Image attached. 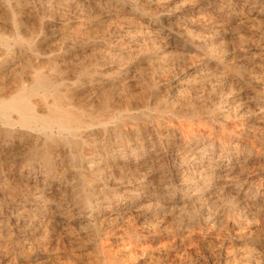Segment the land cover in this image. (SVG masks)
Wrapping results in <instances>:
<instances>
[{"label":"rangeland","instance_id":"1","mask_svg":"<svg viewBox=\"0 0 264 264\" xmlns=\"http://www.w3.org/2000/svg\"><path fill=\"white\" fill-rule=\"evenodd\" d=\"M122 1L136 5V13L113 0H0V99L35 89L42 79L83 81L69 87L72 98H61L64 110L133 117L123 147L112 132L105 146L83 150L76 163L71 147L53 148L60 171L47 178L6 173L39 144L15 138L5 152L0 145L8 189L0 195V264H264V0H234L236 11L220 21H208L209 9L190 15L208 0ZM158 23L186 48L162 47ZM53 103L31 99L40 116ZM215 107L222 112L209 131L225 139L224 152L236 146L232 159L218 142L202 164L189 154L181 166L164 136L155 138L160 163L133 151L135 130H156L162 110L190 116ZM206 115L200 116L209 121ZM194 168L202 173L194 176ZM207 173L215 177L208 181ZM82 179L88 195L79 203ZM28 221L35 225L25 234ZM41 222L44 241L35 229Z\"/></svg>","mask_w":264,"mask_h":264},{"label":"bare ground","instance_id":"2","mask_svg":"<svg viewBox=\"0 0 264 264\" xmlns=\"http://www.w3.org/2000/svg\"><path fill=\"white\" fill-rule=\"evenodd\" d=\"M248 1L244 4V6L248 5ZM233 2H234V0H208L206 2V4H202V5L198 6L196 8L197 10L193 9L189 13L191 16L196 15V14H202L201 17H203L204 12H206V10L209 9L212 12L211 13L212 17L208 21H220L219 20L220 18L230 20V16L228 15V12L231 14H234V12L236 11L235 10V4L233 5ZM113 3H115V4H121L122 3L123 6L128 7V9H126V11H128L127 13H136V11H135L136 5H134L132 3H128V2L125 3V1H122V0H121V2H120V0H113ZM226 14H227V16H225ZM147 20L148 21H163V20H159V19H147ZM218 25H219V23H218ZM156 29L160 33H163L165 35L166 43L162 46L165 49L186 48V45H184L182 42H181L182 45L180 44V39H178V37L173 35V33H171V31H168L169 33L165 32L164 27L161 26L159 23H158V27ZM0 65H1V63H0ZM84 74L86 76V80L88 78H92V76H91V74H89V72L84 73ZM80 80H82V79H80ZM83 84H84V82L80 81V82H76L72 85H67V84L64 85V84H62V82L58 81V85H57V83L51 81L50 79H42L39 82L38 87L35 89H32L30 91L24 89V90H22V92L20 94L12 96L10 98H5L6 95L4 94L5 97L3 96V98L0 99V145L3 148V151L4 152L6 151L7 147L9 146V143L12 142L15 138L18 140L19 139L22 140V138L24 140H29V141L31 140L32 142L35 143V145L39 144V147H41V149L38 150V152L28 155L25 158V160H23V161H25L23 166L20 165L21 167H19V166L18 167L17 166H11L10 168L8 167V170L6 171V173L8 172L7 174H10V176H11V174L15 170H17V172L19 171V173H18L19 177L22 179H26V180L30 179V174L34 175L37 172H43V174H45L46 178L49 176L51 177L52 174H55V172H54L55 169H59V171H60V166H59V168H56L58 166L57 164L59 162L56 163L55 158L53 157V155H54L52 153L53 148H56L58 150V148H60V147H69V148L71 147L73 149V150L71 149L72 150L71 154H73L72 161L74 163H76V162H79V160L82 158L81 152L83 150H85L87 148L88 149L92 148V149L98 150L101 146H105L107 144V143H105V139H106L105 137L112 132H114L113 135H116L115 133H117L118 135L116 137L120 138V140H116V138L114 139V140H116V145L118 144V147L119 146L123 147V145L127 144V142L125 143L124 138L121 139V136H123L124 127L127 124H129V122H131V120L133 119L132 115H130L129 112L114 113L111 111L110 113H107V115H105V116L104 115L96 116V115H89L86 113L77 114V113H74L71 111L64 110L62 108L61 98L62 97L63 98L64 97L70 98V96L72 98L73 91L71 92L70 91L71 89H69V87L72 86V88H73L72 90H74V89H77L78 87L82 86ZM2 92H0V93H2ZM40 92H42V95ZM38 96H41L42 101H46L49 98L54 99V103H53L52 107H50L49 112L46 116H40L34 110L32 104H31V99L38 97ZM219 106H221V105H219ZM127 110L128 109H126V111ZM220 111H221V109H220V107H218V108L214 109L212 113H208L205 111L203 113H201V112H199V113L194 112L193 113L192 112V113H190L191 114L190 116L189 115L185 116L186 114H183L184 116H182V115L179 116L180 113H178V115H177L172 109L162 110L160 112L161 115L157 119H155L156 121L154 120L156 122V124H155L156 130H153V128H152V130L150 131L148 129L147 125L140 126L135 130L136 133L133 134L132 139H131L132 141L131 140H129V141L134 142L137 145V147H135L134 149L132 148V149L134 152L138 151L141 154H143L144 153L143 151H145V154L147 155L148 159H153L156 163H160V161L162 160V158L164 156L161 157V155L158 154V153H161V152H159V150H160V147H159L160 144L159 143L160 142L158 143V141H157V143H156L155 138L157 139V137L164 136V138H165L164 144L166 146H168L169 148H171L172 151L176 150L175 155H174V153H173V155H171L174 157V163H176V164L180 163V165L182 166L185 163H188L189 158H190L189 156L193 155V157L199 156V158H198L199 164H202L203 159L207 158L208 155H211V157H212V155H215L214 153H216V151L219 148H220L219 150H221V153L224 152V149H222V144H223V142H225V139L224 138L223 139H215V137L217 135L215 136V134L212 133V130H211V132L209 131V129L211 127L209 124L211 123V121H214V118H215L214 116H217ZM199 114L200 115L201 114H207V115L212 114V116L211 115H210V117L208 116L209 121H207L206 118H201V116ZM223 115H224V112H223ZM223 115L221 114V116H223ZM226 115H224L223 117H225ZM182 121L183 122L188 121V123L182 124L181 123ZM163 126H165V127H163ZM194 131H197V133H198V131H201V132H199L198 134H193ZM207 131H209V132H207ZM178 132L181 135L187 137V140H185V138L183 139L184 141H186V143L183 140H180V141L176 140V134ZM125 133H126V131H125ZM222 133H225V132H222ZM224 135H226V134H224ZM164 138H163V140H164ZM161 142H164V141H161ZM218 142H219V148H217ZM114 144L115 143L110 142L108 145H110L111 146L110 148H112V146H114ZM119 144H121V145H119ZM185 144L186 145L191 144L192 150L187 152V150L185 148ZM247 146L248 145H246V147ZM229 147H232V146H229ZM234 148H233V150H226L225 149L226 151L224 153L229 155L230 158L233 157V155H235V156L239 155V151L236 148V146ZM120 149H121V147H120ZM163 150H162V152H163ZM3 151L0 153L4 154ZM13 151H14V149H13ZM240 152H241V150H240ZM55 154H57V153H55ZM241 154H243V153H241ZM236 158H237V160L239 159L238 156ZM6 160H7V158H6ZM9 161H10V159H9ZM13 162H15V161H13ZM12 163H11V165H12ZM5 165L7 166V164H5ZM159 166H158V168H159ZM137 168H138V166H137ZM195 168H197V167H195ZM195 168L193 170H195ZM202 168H203V166H202ZM99 169H100L99 171L103 170L102 168H99ZM207 169H209V168H207ZM212 169H214V168H212ZM216 169H217V167H216ZM198 171L199 170H195L194 173L192 172L193 175L195 176V174H198ZM214 171H215V169H214ZM200 172L202 173V170L199 171V174H201ZM2 173H4V172H2ZM203 175L201 176L202 178H203ZM214 175H215L214 173L213 174L207 173L204 175V177H205V179H209L208 181H210L211 177L212 178L215 177ZM9 179H10V177H9ZM9 179H7V180H9ZM2 180L3 179L1 178L0 179V195H2V194L4 195L6 193V191L8 190L5 187L7 185L4 184L5 180L3 181L4 183L2 182ZM82 181H83V183L81 182V185L79 186V188H80L79 192L82 191L81 195H79V198H80L78 201L79 203H82V201H84L86 199L85 196L88 195V192L85 189L86 184H85L84 179H82ZM7 182L8 181H6V183ZM183 182H186V180H183ZM8 185H9V182H8ZM45 186H46V184H45ZM87 205H88V203H86L84 206H87ZM84 206L82 208H84ZM28 223H29L28 225L22 226L23 230H24L23 232H25V234H26V229H31V231H33V226L35 225V223H34V225L32 224V227H31V223L29 221H28ZM35 229L36 230L42 229L43 236L41 237V239L43 241L46 240L47 235H48V231H47L48 229L43 225V223L42 222L39 223L38 228L36 227ZM107 264H109V262H107Z\"/></svg>","mask_w":264,"mask_h":264}]
</instances>
